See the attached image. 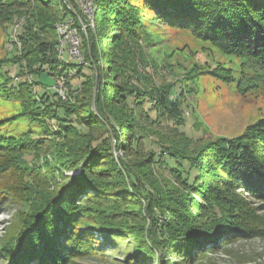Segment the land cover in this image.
Listing matches in <instances>:
<instances>
[{"label": "trees", "instance_id": "1", "mask_svg": "<svg viewBox=\"0 0 264 264\" xmlns=\"http://www.w3.org/2000/svg\"><path fill=\"white\" fill-rule=\"evenodd\" d=\"M69 1L79 12L75 0ZM69 1L0 0V13L14 5L30 14L17 41L18 59L46 58L55 63L53 69H72L70 60L58 58L56 29L73 18L82 32ZM37 8L47 15L35 14ZM94 8V28L89 26L79 62L90 74L83 68L74 72L87 79L97 70L107 84L100 104L112 110L126 106L133 116H105L100 107L98 117L82 107L69 109L48 92L38 95L28 83L0 84V97L20 101L24 118L48 132L42 138L32 132L20 138L0 135V204L2 215L9 217L0 221V259L5 264H203L209 254L230 255L229 245L260 236L256 227L235 223L236 215L223 209L234 200L264 203V119L237 138H220L190 151L164 149L142 131L134 114L156 130L167 122L171 142L190 146L178 105L181 87L175 82L143 90L131 80L151 78L153 66L133 42L156 26L187 31L226 54L248 59L264 73V0H94ZM74 132L85 138L82 145L70 141ZM146 161L157 169L170 166V179L183 193L165 210L152 185L136 171ZM8 169L29 179L22 195L4 180ZM76 170L80 175H67ZM144 198L154 219L148 233L145 215L127 210L141 206ZM130 217L138 228L121 224Z\"/></svg>", "mask_w": 264, "mask_h": 264}, {"label": "rangeland", "instance_id": "2", "mask_svg": "<svg viewBox=\"0 0 264 264\" xmlns=\"http://www.w3.org/2000/svg\"><path fill=\"white\" fill-rule=\"evenodd\" d=\"M88 1L75 0L84 14L79 13L84 19L83 25L80 22L82 32H78L82 43L88 37L89 16L85 10ZM68 4L69 8L74 11L76 7L74 8L70 1ZM33 12L39 16L47 15V12L40 8ZM74 12L77 13V11ZM28 16H30L28 12L23 9L19 10L14 5L0 13V84L7 80H13L14 83L25 82L36 94L48 92L52 99L57 97L58 100L68 105L69 109L82 107L87 114L93 113L101 117V107L105 116L115 112L117 117L130 120L134 111L128 107L121 106L112 110L113 108L100 104L107 86L106 78L102 77L99 80L97 70L93 72L91 78L87 79L80 74L76 75L75 72L81 68L87 75L90 74V70L80 66V61L71 57L68 51L62 56L58 53V58L70 60L73 64L72 69L63 65L53 69L55 63L46 58H32L30 61L18 59L21 57L20 44L17 42L14 44V41H20L19 37L23 35ZM138 40L139 43L134 41L133 45L140 47L138 51L140 57L153 66V71L150 79H132L131 84L143 90L150 89L152 85L160 88L164 85L170 86L172 83L175 85V82L181 87L178 105L183 107L186 121L182 130L193 141L190 146L178 141L171 142L167 122L162 129L158 127L156 130V128L146 127L145 123L134 114V119L142 131L153 138L155 143L161 144L164 149L175 148L190 151L220 138H237L245 134L248 128L258 120L264 119V73L260 72L248 59L226 54L214 47L212 43L203 41L187 31L150 27L147 28L146 33L138 37ZM10 43L18 49L10 51L8 49ZM82 43L79 50L83 61ZM9 59L12 60L9 61ZM86 80L88 82L81 85ZM23 113L24 108L20 101L5 96L0 97V135L7 138H20L25 133L32 132L38 138L46 137L48 133L45 130L46 127L24 118ZM107 122L108 119L105 117L104 123ZM169 125L171 126L172 123ZM48 126L56 131L55 122L50 121ZM78 133L74 132L69 138L73 143L82 145L85 138L79 137ZM112 142V153L118 162L119 152L115 146L116 142L114 140ZM29 161L33 162V158L29 157ZM169 162L172 161L169 160ZM171 170L170 166L165 167V165L157 169L147 161L140 162L136 167L141 181L151 184L156 191L159 196L158 202L163 205L164 210L167 204L173 205V200L183 197V193L170 179ZM80 173V170H76L68 172L67 175L74 176ZM3 174H5L4 180H7L9 185L22 195L24 188L29 185V179L9 169ZM148 201L144 198L141 206L127 209L131 214L145 215L144 230L147 233L154 222L149 215ZM3 210L0 204V221L9 220L7 215H2L5 214ZM223 210L229 215H236L234 216L235 223L256 227L260 236L229 245L227 248L232 250L230 255L224 251L209 254L203 264H264V239L261 238L264 237V203H254V201L238 203L234 200ZM163 216L165 213L162 211L161 217ZM121 221V224L128 229L139 227L131 217ZM157 225L159 231L163 229L161 223ZM3 226L0 224V236L4 233ZM99 240L104 241L101 237ZM5 263V260L0 259V264Z\"/></svg>", "mask_w": 264, "mask_h": 264}, {"label": "built area", "instance_id": "3", "mask_svg": "<svg viewBox=\"0 0 264 264\" xmlns=\"http://www.w3.org/2000/svg\"><path fill=\"white\" fill-rule=\"evenodd\" d=\"M79 12L76 13L77 18L83 25V19L81 17V14H83L82 10L79 7ZM86 13L89 16L88 17V25L92 28H94V0H89L87 2V6L85 7ZM81 13V14H79ZM84 15V14H83ZM85 15V16H87ZM73 19V18H72ZM72 19H66L64 21H61L56 26L57 34H58V53L62 56L66 51L69 52L70 56L74 59H78L80 62H82V56L80 54L79 47L81 46L82 41L79 37V30L77 27H75L74 22ZM17 42V40L14 41V43ZM68 47V49H67ZM8 49L12 51L14 49V46L8 45Z\"/></svg>", "mask_w": 264, "mask_h": 264}, {"label": "bare ground", "instance_id": "4", "mask_svg": "<svg viewBox=\"0 0 264 264\" xmlns=\"http://www.w3.org/2000/svg\"><path fill=\"white\" fill-rule=\"evenodd\" d=\"M2 218V217H1Z\"/></svg>", "mask_w": 264, "mask_h": 264}]
</instances>
